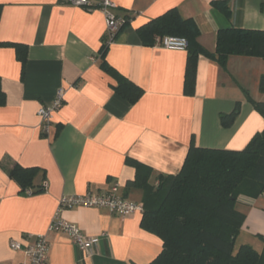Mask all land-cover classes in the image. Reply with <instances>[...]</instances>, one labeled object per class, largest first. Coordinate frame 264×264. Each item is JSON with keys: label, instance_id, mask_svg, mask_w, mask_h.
<instances>
[{"label": "crops", "instance_id": "0c3cea01", "mask_svg": "<svg viewBox=\"0 0 264 264\" xmlns=\"http://www.w3.org/2000/svg\"><path fill=\"white\" fill-rule=\"evenodd\" d=\"M102 1L75 7L67 0H0V43L7 44L0 47L6 93L0 107V264L24 260L10 242L26 245L28 235L48 236L49 264H151L163 241L141 228L142 213L121 217L79 207L63 212L84 235L100 238L86 256L67 234L49 233L60 200L104 195L118 186L124 198L141 204L140 191L126 192L136 176L127 160L150 167L154 180L175 176L192 146L242 151L264 131V117L248 99L264 103L263 59L231 56L224 69L200 55L195 91L187 96L188 51L145 45L139 33L176 10L196 23L198 43L214 53L220 30L264 31V0H109L117 5L118 16L130 19L105 60L143 90L136 104L115 92L116 80L101 68L107 38ZM13 44L28 48L25 66ZM59 89L65 93L64 105L45 135L38 111L53 102ZM237 105L234 124L222 127L221 115ZM17 165L39 169L30 196L10 177ZM237 209L246 219L236 247L249 245L262 253L264 195L241 197Z\"/></svg>", "mask_w": 264, "mask_h": 264}, {"label": "trees", "instance_id": "16d2710c", "mask_svg": "<svg viewBox=\"0 0 264 264\" xmlns=\"http://www.w3.org/2000/svg\"><path fill=\"white\" fill-rule=\"evenodd\" d=\"M1 9L2 6L0 15ZM223 10L229 15L227 7ZM125 18L129 23L130 16ZM139 33L148 46L155 44L156 37L177 36L188 40L184 83L187 96H192L195 91L200 55L216 61L224 69L231 56L264 60V31L220 30L216 50L210 53L198 43L196 23L183 19L176 10L151 21ZM5 45L0 43V47ZM12 47L16 50L17 60L25 66L28 48L18 44ZM108 48L104 44L101 50V68L116 80L115 92L130 104H136L144 92L106 62ZM260 91L264 93V76ZM248 99L264 117V103ZM5 104L6 93L0 78V107ZM239 109L240 105H237L231 114L221 115L222 127L228 129L234 124ZM127 164L136 170V176L127 183L126 192L138 190L142 193L141 228L163 241L161 254L151 264H264V250L259 253L249 245L236 249L246 219L237 209L239 199H258L264 195V131L242 151L192 146L180 173L175 176L159 175L154 180L150 167L131 159ZM38 172V168L17 165L11 170L10 177L25 193L33 189Z\"/></svg>", "mask_w": 264, "mask_h": 264}, {"label": "built area", "instance_id": "2783aa9c", "mask_svg": "<svg viewBox=\"0 0 264 264\" xmlns=\"http://www.w3.org/2000/svg\"><path fill=\"white\" fill-rule=\"evenodd\" d=\"M67 3L75 7L90 6L89 0H67ZM100 9L104 13L107 27V38L105 44L110 46L117 38L118 33L127 26L128 19L120 17L116 14L117 5L109 0H103ZM155 46L166 50H187L189 42L184 37L165 36L156 37ZM65 93L63 89H59L55 95L53 102L42 107L38 111V116L42 121L43 132L48 135L51 130L53 115L60 111L64 105ZM47 183L44 184L46 188ZM27 195H32V191H26ZM97 208L105 209L111 214L121 217H128L136 213H143L142 204L135 203L124 198L118 186L104 195L86 194L83 196H67L63 197L60 202L53 220L49 226V233L67 234L73 244L86 256L91 255L98 246L100 238H90L82 233L80 228L75 224L63 218V212L73 208ZM27 244L12 240L10 248L15 252H22L24 260L20 264H49L50 240L47 235H28L26 237Z\"/></svg>", "mask_w": 264, "mask_h": 264}, {"label": "rangeland", "instance_id": "374dc122", "mask_svg": "<svg viewBox=\"0 0 264 264\" xmlns=\"http://www.w3.org/2000/svg\"><path fill=\"white\" fill-rule=\"evenodd\" d=\"M236 249H238V247H236Z\"/></svg>", "mask_w": 264, "mask_h": 264}]
</instances>
